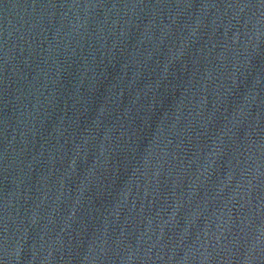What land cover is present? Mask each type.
Masks as SVG:
<instances>
[{
	"label": "water",
	"instance_id": "water-1",
	"mask_svg": "<svg viewBox=\"0 0 264 264\" xmlns=\"http://www.w3.org/2000/svg\"><path fill=\"white\" fill-rule=\"evenodd\" d=\"M0 264H264V0H0Z\"/></svg>",
	"mask_w": 264,
	"mask_h": 264
}]
</instances>
